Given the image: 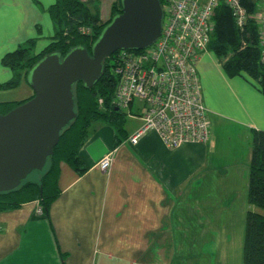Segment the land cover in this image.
Instances as JSON below:
<instances>
[{
	"label": "crops",
	"instance_id": "obj_1",
	"mask_svg": "<svg viewBox=\"0 0 264 264\" xmlns=\"http://www.w3.org/2000/svg\"><path fill=\"white\" fill-rule=\"evenodd\" d=\"M53 1L0 0V59L30 38L36 53L47 45ZM107 13L99 8L101 21ZM195 68L208 140L168 148L150 129L130 144L141 124L137 102L120 134L92 122L78 149L86 169L77 175L59 162L58 194L46 213L36 200L0 211V264H241L250 141L264 130V96L227 76L207 49ZM11 75L0 63V82ZM18 87L26 88L0 101L32 94L23 79L8 89ZM104 155L110 166L101 171Z\"/></svg>",
	"mask_w": 264,
	"mask_h": 264
},
{
	"label": "trees",
	"instance_id": "obj_2",
	"mask_svg": "<svg viewBox=\"0 0 264 264\" xmlns=\"http://www.w3.org/2000/svg\"><path fill=\"white\" fill-rule=\"evenodd\" d=\"M241 4L248 12L253 10L252 0H241ZM119 7V0H113L109 18L101 22L98 0H54L46 8L52 22L49 42L36 53L35 40L30 38L6 52L0 63L9 68L12 75L0 82V89L13 88L21 79L26 83L28 70L46 53L55 52L62 57L69 48L80 46L89 54L91 44L103 26L119 12ZM206 49L216 56L227 76L242 77L264 96V60H261L257 26L251 19L239 28L229 9L219 3L213 12L212 32ZM113 53L103 59L100 76L92 86L86 88L80 81L72 85L75 117L60 130L57 143L43 168L30 172L16 188L0 192V211L36 200L46 213L48 204L58 194L59 162L65 163L77 175L86 169L78 156V149L86 138L90 124L102 121L114 128L116 134L122 132L124 113L110 105L115 86L109 71ZM30 97L20 101H0V114ZM98 98H101V104H98ZM250 148L246 190L248 208L242 236L241 264H264V130L252 131Z\"/></svg>",
	"mask_w": 264,
	"mask_h": 264
},
{
	"label": "built area",
	"instance_id": "obj_3",
	"mask_svg": "<svg viewBox=\"0 0 264 264\" xmlns=\"http://www.w3.org/2000/svg\"><path fill=\"white\" fill-rule=\"evenodd\" d=\"M159 2L162 21L156 39L140 50L119 49L113 53L109 71L115 86L110 105L132 116L134 112L129 108L137 102L134 111L139 112L141 124L128 135L126 140L130 144L150 129L168 148L181 142L205 143L210 124L195 66L212 32L214 9L219 3L224 4L239 28L247 19L256 24L264 60V0H252L251 12L246 11L241 0ZM97 102L101 104V98ZM97 166L101 171L107 170L110 157L102 156Z\"/></svg>",
	"mask_w": 264,
	"mask_h": 264
},
{
	"label": "water",
	"instance_id": "obj_4",
	"mask_svg": "<svg viewBox=\"0 0 264 264\" xmlns=\"http://www.w3.org/2000/svg\"><path fill=\"white\" fill-rule=\"evenodd\" d=\"M119 12L103 26L90 46L41 56L28 70L31 97L0 114V192L16 188L33 170H41L59 132L74 117L72 85L92 86L102 61L119 49L140 50L159 35V0H119ZM117 110L116 107H113Z\"/></svg>",
	"mask_w": 264,
	"mask_h": 264
},
{
	"label": "rangeland",
	"instance_id": "obj_5",
	"mask_svg": "<svg viewBox=\"0 0 264 264\" xmlns=\"http://www.w3.org/2000/svg\"><path fill=\"white\" fill-rule=\"evenodd\" d=\"M113 0H98V12H99V8L101 9V14L105 15L107 12V19L109 18V15H110V11H109V8H110V3L112 2ZM100 19V18H99ZM106 19V20H107ZM105 20V21H106ZM101 21V20H100ZM101 22H104V21H101ZM21 88H26V87H18V89H8L6 91H0V92H3V93H0L1 95H7V94H15L14 92H16V90H20ZM17 91V92H18ZM123 113H125V111H123ZM124 116V115H123ZM126 120H128V117H126ZM34 177V176H33ZM31 177V178H33Z\"/></svg>",
	"mask_w": 264,
	"mask_h": 264
}]
</instances>
